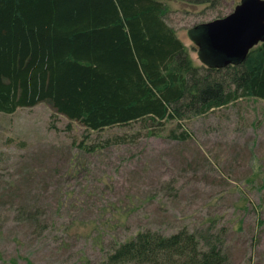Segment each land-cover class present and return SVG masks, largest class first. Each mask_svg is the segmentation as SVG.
<instances>
[{
    "label": "rangeland",
    "instance_id": "obj_1",
    "mask_svg": "<svg viewBox=\"0 0 264 264\" xmlns=\"http://www.w3.org/2000/svg\"><path fill=\"white\" fill-rule=\"evenodd\" d=\"M177 1L194 14L171 22L201 65L187 28L239 0ZM177 124L86 130L47 101L0 112V264H97L139 231L182 228L223 231L230 264H264V99L183 121L184 140Z\"/></svg>",
    "mask_w": 264,
    "mask_h": 264
},
{
    "label": "trees",
    "instance_id": "obj_2",
    "mask_svg": "<svg viewBox=\"0 0 264 264\" xmlns=\"http://www.w3.org/2000/svg\"><path fill=\"white\" fill-rule=\"evenodd\" d=\"M168 11L160 0H0V112L47 101L86 130L141 120L148 135L173 120L184 140L183 121L264 99V42L239 64L194 65ZM222 232L146 229L97 264H230Z\"/></svg>",
    "mask_w": 264,
    "mask_h": 264
},
{
    "label": "water",
    "instance_id": "obj_3",
    "mask_svg": "<svg viewBox=\"0 0 264 264\" xmlns=\"http://www.w3.org/2000/svg\"><path fill=\"white\" fill-rule=\"evenodd\" d=\"M189 36L202 65L239 64L264 42V0H239L230 13L201 23Z\"/></svg>",
    "mask_w": 264,
    "mask_h": 264
},
{
    "label": "crops",
    "instance_id": "obj_4",
    "mask_svg": "<svg viewBox=\"0 0 264 264\" xmlns=\"http://www.w3.org/2000/svg\"><path fill=\"white\" fill-rule=\"evenodd\" d=\"M160 1H165L167 4H169L172 0H160ZM176 2H178L177 0H176ZM169 6V5H168ZM174 10V11H173ZM176 10V11H175ZM178 11H180V12H182V14L184 15V14H187L188 16L185 18V19H188V17L190 16V13L192 14H194V12H192V11H190L189 9H187V8H183V11L182 10H178L177 8L176 9H171L170 10V7H169V11H168V14H167V17H166V21L169 23V25H171L174 29H175V34H176V37L182 42L183 41V39L181 38V36H179L178 34H177V30H176V27H175V25L176 24H174L173 25V22H171V20L172 21H174V22H178L179 20L176 18H174L173 16L175 15V13H178ZM172 14V15H171ZM201 23H203V22H196V23H194V24H192L191 26H189V28H187V30H186V34H187V38L193 43V41L190 39V36H189V32H190V30H193L196 26H198V25H201ZM194 44V43H193Z\"/></svg>",
    "mask_w": 264,
    "mask_h": 264
}]
</instances>
